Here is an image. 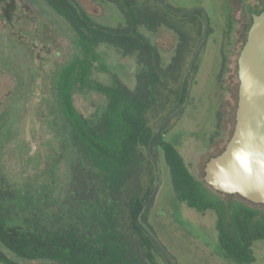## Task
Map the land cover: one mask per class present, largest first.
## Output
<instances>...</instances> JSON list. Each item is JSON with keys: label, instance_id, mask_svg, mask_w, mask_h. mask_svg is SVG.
<instances>
[{"label": "trees", "instance_id": "1", "mask_svg": "<svg viewBox=\"0 0 264 264\" xmlns=\"http://www.w3.org/2000/svg\"><path fill=\"white\" fill-rule=\"evenodd\" d=\"M99 1L114 4L125 23L102 25L74 0H43L65 21L78 50L59 70L55 85L67 130L65 148L74 159L65 199L55 208L29 196L0 191V264H18L9 255L47 264H171L139 222L158 181L156 163L149 155L156 131L150 122L171 104L162 124L185 101L188 84L182 72L199 40L194 32L199 36L203 28L197 17L201 13L180 19L156 0ZM15 5L16 0H9L7 17L12 16ZM142 29L151 33L169 29L177 35L169 63ZM104 45L136 61L134 89L103 62L98 51ZM96 72L111 75L112 82L99 81ZM75 92H92L106 99L97 123L91 124L76 109ZM166 131L154 140V150L158 157L163 153L178 199L201 214L214 212L226 257L254 264L253 244L264 241L262 206L219 194L196 180L166 141ZM145 173L150 176L147 190ZM148 217L146 211L143 221L152 229Z\"/></svg>", "mask_w": 264, "mask_h": 264}, {"label": "rangeland", "instance_id": "2", "mask_svg": "<svg viewBox=\"0 0 264 264\" xmlns=\"http://www.w3.org/2000/svg\"><path fill=\"white\" fill-rule=\"evenodd\" d=\"M98 23L117 26L125 23L118 8L99 0H74ZM174 9L201 4L212 24L220 31L229 12L226 0H165ZM9 0H0V191L29 196L55 208L65 199L66 182L73 155L65 148L66 128L55 94L58 72L78 54L74 35L65 21L43 0H16L12 16L7 17ZM161 50L169 63L178 37L169 29L151 33L141 30ZM234 39L211 37L206 42L193 75L190 101L167 127L166 141L178 151L196 180L204 181V168L211 157L225 150L234 128L238 105V58L221 45ZM200 40L190 51L182 78L187 76ZM228 49V48H227ZM99 56L112 73L130 89L136 86L138 67L133 58H123L109 46L100 47ZM232 54V55H231ZM228 61L224 67L222 61ZM104 84L111 75L96 72ZM76 109L91 123L101 118L106 99L96 93L75 92ZM168 108L151 119L157 129L171 112ZM31 117V136L36 149L31 154L25 127ZM162 185L150 207L148 222L178 264H243L226 257L216 230L212 211L201 214L178 199L169 168L160 151ZM144 189L150 176L144 174ZM264 212V207L260 208ZM254 264H264V241L252 247ZM18 264H47L27 261L13 255Z\"/></svg>", "mask_w": 264, "mask_h": 264}, {"label": "water", "instance_id": "3", "mask_svg": "<svg viewBox=\"0 0 264 264\" xmlns=\"http://www.w3.org/2000/svg\"><path fill=\"white\" fill-rule=\"evenodd\" d=\"M156 1L170 10L169 5L163 0ZM197 10L205 13V38L195 52L187 74V94L183 105L167 117L152 136L149 155L156 163L158 181L139 216L140 224L165 253L171 264L178 263L156 233L144 223L143 215L154 204L162 185V165L154 150V140L189 104L197 61L208 39L209 20L203 8L175 13L185 16ZM238 78V105L232 137L220 155L208 160L204 168L203 179L214 192L227 196H238L253 205L264 207V13L253 16L246 44L238 59ZM30 128L29 114L25 134L26 139L30 141L32 154L36 149V143L32 140Z\"/></svg>", "mask_w": 264, "mask_h": 264}, {"label": "flooded vegetation", "instance_id": "4", "mask_svg": "<svg viewBox=\"0 0 264 264\" xmlns=\"http://www.w3.org/2000/svg\"><path fill=\"white\" fill-rule=\"evenodd\" d=\"M163 1L169 5V3L167 1H165V0H163ZM226 1L228 3V6H229V12L227 14L226 20L224 21L223 27L220 31H218L217 28L212 24V21L210 20V18L208 16V20H209L208 39H210L211 37H214V38L219 37V38H221L223 40H227V41H228V39H230V37H232L234 39V43L232 45L230 42H228L229 46L226 44L225 41H224V43H222V45H221L222 55H224L226 53L225 52L226 50L229 51V53L234 54L236 51H238V49L240 47H241V51H242V49L245 46L246 41H247L248 31H249V29L252 25V22H253V16L264 13V0H226ZM169 7H170V10H168L166 7H164V8L169 13H171L174 17H178L180 19H185L194 13H201V14L197 15V17L200 20V22L203 24L202 31L199 34V36H198V33H196V31L194 32V36L196 38L198 37L200 40V42L197 46V49H198L201 42L204 40L205 33H206V19H205L204 11L197 10V11L189 13L185 16H179V15H176L175 13H182L186 10H191L194 8H203L208 15L207 9L201 4L190 6V7H187L185 9L184 8L183 9H174L170 5H169ZM208 39H207V41H208ZM197 49H196V51H197ZM227 63H228V61H224V59H223L222 65L224 67H226L228 65Z\"/></svg>", "mask_w": 264, "mask_h": 264}]
</instances>
